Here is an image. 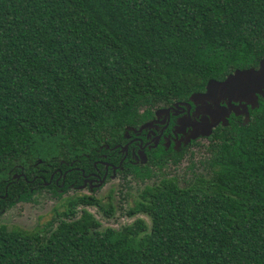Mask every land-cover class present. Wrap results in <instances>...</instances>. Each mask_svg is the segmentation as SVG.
<instances>
[{
  "label": "trees",
  "instance_id": "obj_1",
  "mask_svg": "<svg viewBox=\"0 0 264 264\" xmlns=\"http://www.w3.org/2000/svg\"><path fill=\"white\" fill-rule=\"evenodd\" d=\"M263 57L264 0H0L5 207L43 188L61 196L76 171L63 191L32 186L58 168L88 172L102 154L117 163L129 126ZM249 111L246 126L233 114L217 126L205 155L190 152L184 185L174 176L145 185L127 213L151 224L102 229L85 207L113 216V191L106 202L76 193L42 228L0 225V264H264V100ZM187 153L161 146L121 173L146 178ZM22 171L29 182L14 178Z\"/></svg>",
  "mask_w": 264,
  "mask_h": 264
},
{
  "label": "rangeland",
  "instance_id": "obj_2",
  "mask_svg": "<svg viewBox=\"0 0 264 264\" xmlns=\"http://www.w3.org/2000/svg\"><path fill=\"white\" fill-rule=\"evenodd\" d=\"M199 146L194 145L189 149L184 159L177 165H168L164 167L151 166L152 174L146 178H137L130 175L127 178L120 174L116 178H109L107 184L100 190L93 193L98 199L106 202L109 193L113 191L114 215L107 217L103 212L99 211L97 207L87 206V210L91 211L95 218L100 221L102 229L109 227L122 228L127 224L133 223L137 218H144L149 224L151 219L147 214L139 213L130 216L127 212L129 207L134 205V200L138 198L139 192L146 184H153L158 182L161 178H170L172 176L179 179L180 184L184 185L183 177H190L186 174V167L191 160L190 152L195 153V160L205 155L204 148L208 143L207 139H199L197 141ZM89 194L87 190L70 189L67 192H62V195H56L53 190L43 188L35 195L32 202H17L13 206L5 207L0 214V225L6 226L9 229L13 227H20L23 230L32 232L38 228H42L48 223L53 216H55L54 208L59 207L66 198L73 194Z\"/></svg>",
  "mask_w": 264,
  "mask_h": 264
},
{
  "label": "flooded vegetation",
  "instance_id": "obj_3",
  "mask_svg": "<svg viewBox=\"0 0 264 264\" xmlns=\"http://www.w3.org/2000/svg\"><path fill=\"white\" fill-rule=\"evenodd\" d=\"M172 106H174V104L168 107H162L171 108ZM158 108L154 109V115L150 119L144 121L138 127H128V131L125 135V139H127V141L124 144H119L114 147L119 155L117 163H113L110 160H116L117 158L112 156V154L100 155V159L94 162L93 169H90L88 172L81 167H73V163H66L72 167L65 170L62 168L56 169L52 173L51 180L48 184H45L47 183L45 180L37 182L35 187L32 186V191L38 186H48L52 181H54V183L59 186V189L63 191V187L67 183L68 174L71 171H76L78 178L72 183L68 182V187L66 190L68 191L74 188L79 190H87L89 191V194H93L97 191H100L107 184L109 178H116L118 175L122 174L121 171L125 169L124 162L127 159L129 163L134 165H146L149 162L148 152L153 149L162 146L166 152H170L171 154L174 152L189 151L194 141H198L199 139H207L206 137H200L191 141L188 140L192 133V129L190 126H186V123L190 115L193 114L194 107L191 113L181 107H176L170 111L168 116L166 115V112H161L159 115H157L156 111ZM146 123H150V125L147 126L143 131H139V128ZM125 145H128L126 150L123 149ZM107 149L111 150L112 148L107 146ZM140 151L146 152L148 157L146 163H143ZM121 162H123L122 167L117 169L115 174L114 166H119ZM105 176L107 178L104 184L101 187H97ZM14 178H23L29 182L23 171L16 173ZM35 180L36 178H33L30 183L35 182ZM6 196L7 193L4 196H0V199H2V203L0 202V214L5 209Z\"/></svg>",
  "mask_w": 264,
  "mask_h": 264
},
{
  "label": "water",
  "instance_id": "obj_4",
  "mask_svg": "<svg viewBox=\"0 0 264 264\" xmlns=\"http://www.w3.org/2000/svg\"><path fill=\"white\" fill-rule=\"evenodd\" d=\"M260 98L264 100V57L259 60L257 67L234 69L221 80L209 79L203 91L194 92L188 100L176 102L171 108L160 107L156 114L166 112L168 116L176 107L191 113L194 107L193 114L186 123L192 129L188 138L191 141L200 137L208 138L219 125L227 126L231 114L241 117L242 126H246L250 121L249 110L259 107ZM149 125L150 123L142 125L139 131ZM127 148L128 145H125L123 149ZM140 155L143 163H146V152L140 151ZM122 163L114 166L115 174L122 167ZM106 178L105 176L97 187H101Z\"/></svg>",
  "mask_w": 264,
  "mask_h": 264
}]
</instances>
